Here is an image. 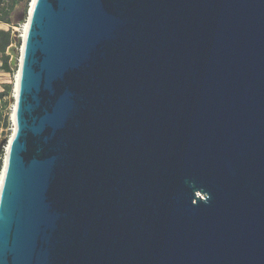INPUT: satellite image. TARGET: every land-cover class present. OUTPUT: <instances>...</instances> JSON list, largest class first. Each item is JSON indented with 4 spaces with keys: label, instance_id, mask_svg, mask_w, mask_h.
<instances>
[{
    "label": "water",
    "instance_id": "water-1",
    "mask_svg": "<svg viewBox=\"0 0 264 264\" xmlns=\"http://www.w3.org/2000/svg\"><path fill=\"white\" fill-rule=\"evenodd\" d=\"M0 264H264V0H37Z\"/></svg>",
    "mask_w": 264,
    "mask_h": 264
},
{
    "label": "rangeland",
    "instance_id": "rangeland-1",
    "mask_svg": "<svg viewBox=\"0 0 264 264\" xmlns=\"http://www.w3.org/2000/svg\"><path fill=\"white\" fill-rule=\"evenodd\" d=\"M31 2L32 0L27 4L15 0H1L0 5V19L7 21L0 22V31L6 33V36H0V158L2 156V168L9 140L15 129L12 115L16 104V77L22 55L23 31L28 22ZM6 60L13 69L11 73L2 70V65ZM5 142L7 144L4 146Z\"/></svg>",
    "mask_w": 264,
    "mask_h": 264
},
{
    "label": "bare ground",
    "instance_id": "bare-ground-1",
    "mask_svg": "<svg viewBox=\"0 0 264 264\" xmlns=\"http://www.w3.org/2000/svg\"><path fill=\"white\" fill-rule=\"evenodd\" d=\"M36 1L37 0H32V2H31V6H30V9H29L28 22L25 25L24 31H23V37H22L23 38V42L25 41L26 34L28 32L30 17H31V15L33 13V9H34ZM22 55H23V48H22ZM22 55H21V59H22ZM19 74H20V71L18 70V74H17V77H16L17 78L16 79V96H17V89H18V83H19ZM14 131H15V129H14ZM8 154H9V145H8V148H7L6 158L4 160V165H3V168H2V171H1V174H0V191L2 189L3 181H4V177H5L6 165H7V161H8Z\"/></svg>",
    "mask_w": 264,
    "mask_h": 264
},
{
    "label": "trees",
    "instance_id": "trees-1",
    "mask_svg": "<svg viewBox=\"0 0 264 264\" xmlns=\"http://www.w3.org/2000/svg\"><path fill=\"white\" fill-rule=\"evenodd\" d=\"M17 2H26L27 4L30 3L31 0H15ZM0 5H1V0H0ZM0 22H7L6 19H0ZM0 36L1 37H4L6 36V33L3 32V31H0ZM10 36V35H9ZM2 70L7 72V73H11L13 71L12 67L9 65L8 63V60H6L3 65H2ZM7 143L5 142L4 143V146L6 145ZM3 153V152H2ZM1 169H2V156L0 158V172H1Z\"/></svg>",
    "mask_w": 264,
    "mask_h": 264
}]
</instances>
